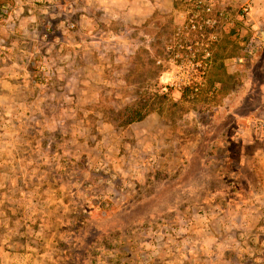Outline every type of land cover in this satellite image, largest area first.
Returning <instances> with one entry per match:
<instances>
[{
  "label": "rangeland",
  "instance_id": "obj_1",
  "mask_svg": "<svg viewBox=\"0 0 264 264\" xmlns=\"http://www.w3.org/2000/svg\"><path fill=\"white\" fill-rule=\"evenodd\" d=\"M176 9L0 0V264H264V24Z\"/></svg>",
  "mask_w": 264,
  "mask_h": 264
},
{
  "label": "crops",
  "instance_id": "obj_2",
  "mask_svg": "<svg viewBox=\"0 0 264 264\" xmlns=\"http://www.w3.org/2000/svg\"><path fill=\"white\" fill-rule=\"evenodd\" d=\"M34 1V0H32ZM38 1V0H35ZM51 3V0H44ZM90 3L94 4V9L101 12V16L104 17L103 21H109L110 23L114 22L115 24H126L130 26H143V25H152L153 23L159 22H170V15L176 12V3L178 0H87ZM228 1V0H223ZM257 17H260L258 20L261 21V24H264V0H255ZM25 7V6H24ZM26 8V7H25ZM22 10V7H20ZM31 12L34 11L33 8H28ZM37 16V15H36ZM36 16L31 15L28 17L30 21L35 23L38 21ZM27 23V22H26ZM38 24V23H37ZM36 25L30 26V35H27L28 30L25 29L24 19L18 21V28L22 30L21 34L16 36V43L18 44L19 50L17 56H23L24 45L21 43L24 42H34L36 36ZM33 37L34 39H30ZM27 39L28 41H25ZM55 41V38H52ZM20 42V43H18ZM52 42V41H51ZM60 43V42H59ZM12 67V66H11ZM1 71V70H0ZM24 69L16 68L14 72L23 73ZM22 89V88H21Z\"/></svg>",
  "mask_w": 264,
  "mask_h": 264
},
{
  "label": "built area",
  "instance_id": "obj_3",
  "mask_svg": "<svg viewBox=\"0 0 264 264\" xmlns=\"http://www.w3.org/2000/svg\"><path fill=\"white\" fill-rule=\"evenodd\" d=\"M39 2H44V0H38ZM219 0H180L184 4L185 9L179 14L182 19L181 26L177 29V32H195L199 31V35L203 37L205 27L217 26V22L226 18L227 14L223 9L216 11V5ZM6 12V8L2 9V13ZM250 13V6L245 3L240 8V13L238 15L241 21H246ZM214 15L215 18L210 17ZM4 41L0 38V44L2 45ZM260 45L259 42L255 43V47ZM194 58V57H193ZM192 58V59H193ZM160 63V61H157Z\"/></svg>",
  "mask_w": 264,
  "mask_h": 264
},
{
  "label": "trees",
  "instance_id": "obj_4",
  "mask_svg": "<svg viewBox=\"0 0 264 264\" xmlns=\"http://www.w3.org/2000/svg\"><path fill=\"white\" fill-rule=\"evenodd\" d=\"M131 117L132 118H130V120L127 123H130V122H132L134 120H141V119L144 118V115H142L140 112H136L135 111V113H133V116H131Z\"/></svg>",
  "mask_w": 264,
  "mask_h": 264
}]
</instances>
